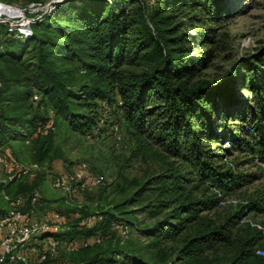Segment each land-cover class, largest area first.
<instances>
[{
    "label": "trees",
    "instance_id": "obj_1",
    "mask_svg": "<svg viewBox=\"0 0 264 264\" xmlns=\"http://www.w3.org/2000/svg\"><path fill=\"white\" fill-rule=\"evenodd\" d=\"M181 1L164 0L148 16L143 0H63L51 14L31 24L32 33L25 40L0 24V61L6 58L9 67H18L15 73L9 71L5 75L0 71V147H9L20 159L11 147L17 142L18 150L27 149L36 156L30 162L42 166L41 161L54 147L51 134L58 121L83 136L100 131L106 121L98 113V101L111 93L119 98L111 125L122 127V119L131 137L141 145L140 136L151 131L169 158L187 166L182 172L167 161L165 171L152 178L161 185L154 210L148 211V219L153 221L143 227L139 221L122 217L113 207L107 209L101 204L97 209L103 213L105 223L81 226L79 222L93 209L88 210L86 205L80 208V216L66 221V228L57 236L70 240L99 233L103 240L66 253L72 262L212 264L209 256L225 249L228 255L223 264H264V258L254 252L262 232L243 222L259 205L257 201L246 199L245 203L234 205L236 209L222 223L215 224L202 215L223 206L220 202L227 197L226 192L238 182L237 172L223 163L227 147L218 154L216 151L222 147L214 151L207 142L222 141L230 149H243L244 142L253 140L260 146L253 152L264 164V125L260 122L264 120V96L257 99V126L255 121L245 122L235 136L228 137L216 136L212 130L216 100H238V72L249 65L253 69L258 64L264 66V46L233 63L219 81L191 83L190 78L202 62L184 54L187 38L170 23L168 13ZM217 6L220 7L218 1ZM140 53L148 59L147 71L125 72L123 67ZM25 55L28 56L23 59ZM27 85L31 88L27 92L29 110L47 112L36 122L22 113V105L19 109L10 107L12 96L8 92ZM34 93L39 95L36 102L32 99ZM50 116L53 127L39 131ZM45 173L42 169L30 182L2 183L0 190L10 195L29 193L39 188ZM189 182L192 184L187 187ZM200 186L209 195L195 197ZM3 205L0 199V210ZM70 210L73 215L77 209ZM113 221L128 222L133 228L132 236L122 243L113 236L108 239L111 236L105 234L111 233L108 226ZM242 222L246 231L239 235L236 228ZM191 224L196 227L195 233L184 238L178 248L161 246L179 239Z\"/></svg>",
    "mask_w": 264,
    "mask_h": 264
},
{
    "label": "rangeland",
    "instance_id": "obj_2",
    "mask_svg": "<svg viewBox=\"0 0 264 264\" xmlns=\"http://www.w3.org/2000/svg\"><path fill=\"white\" fill-rule=\"evenodd\" d=\"M8 1L25 5L34 0ZM143 1L146 14L149 16L154 8L161 5L164 0ZM217 1L219 8H217ZM168 13L171 16L170 23L175 24L179 33L187 38L184 54L202 62L198 64L197 70L190 78L191 83L200 80L219 81L227 74L233 63L244 55L256 53L264 46V0H182ZM27 56L25 55L23 59ZM137 57L123 67L125 72L142 74L147 71L149 62L144 53H140ZM5 60L6 58L0 61V71L5 75L9 71L15 73L18 69L17 65L12 64L9 67ZM253 75H255V80L252 79ZM30 90L31 88L27 85L22 86L20 90L16 88L8 92V95L12 96L10 107L15 109L22 105V113H25V116L28 114L27 118H33L36 122L47 112L34 108L29 110L27 92L29 93ZM20 92L23 94L19 95ZM235 96L238 99L236 102H232V99L228 97L216 100L212 128L216 136L220 134L225 137L235 136L245 122L255 121L258 115L256 112L257 99L260 98L259 96H264V66L258 64L255 69L252 65L241 68L238 72ZM118 101V96L111 93L98 101V113L106 124H101L100 131L94 130L92 134L86 136L76 134L70 131L62 121H58L51 134L54 147L41 161V164L43 169L51 174L71 169L79 163H86L91 170L106 177V183L102 187L84 194V204L87 209L94 210L95 203L107 209L113 207L119 215L137 220L143 227L153 221L148 219V211L154 210L153 206L158 200L157 188L161 185L152 178L165 171L167 161H172L173 166L181 169L182 172L186 171L187 166L175 158H169L151 131L140 136L142 145L138 143L131 137L122 119H120L123 123L122 125L120 122L122 127L118 126L120 135V140H118L113 134L114 125L110 124L116 118L114 110L116 111ZM33 105L36 106V103L34 102ZM260 122L264 125V120ZM257 123L255 121L256 126ZM207 143V147L214 151L218 149L217 147H222L216 151L218 154L224 153L222 149L227 147L228 152L225 156L234 165V170L238 174V182L226 192V196L242 201L246 199L252 202L257 201L259 205L246 218L260 223L264 228V164L253 152L260 148L259 144L248 140L244 142L243 149H230L227 142L225 144L222 141ZM17 144V142L12 143L11 147L15 149L16 155L22 161L30 162L36 158L27 149L18 150ZM250 145L255 149L251 150ZM160 155L162 158H159ZM2 177L3 173L0 169V179ZM190 184L192 183L189 182L186 186L190 187ZM39 188L48 210H60L66 221L74 218L70 210L73 206L62 202L64 201L62 196L52 190L45 179L41 181ZM204 195L209 194L200 186L195 197L202 198ZM122 203L125 205L122 206ZM235 209L234 205H223L203 212L202 215L215 224L222 223ZM82 223L80 221L79 225L85 226ZM245 228L246 224L242 222L236 228L237 234H244ZM195 229L194 224L188 225L179 239L167 242L164 244L165 247L175 250L184 238L195 233ZM105 235L111 236L108 239L113 236L111 233ZM144 243L142 242L143 245ZM227 255L228 252L225 249H219L214 256L210 255L208 259L212 264H223V259ZM144 257L147 256L144 255ZM215 258H218V262ZM69 262H72L71 259L61 250L55 260L43 264Z\"/></svg>",
    "mask_w": 264,
    "mask_h": 264
},
{
    "label": "built area",
    "instance_id": "obj_3",
    "mask_svg": "<svg viewBox=\"0 0 264 264\" xmlns=\"http://www.w3.org/2000/svg\"><path fill=\"white\" fill-rule=\"evenodd\" d=\"M61 1L63 0L31 1L19 5L0 0V24L6 26L7 30L17 38L25 40L32 33L31 24L51 14L56 9V4ZM32 99L38 101L39 95L34 93ZM53 123L50 116L39 131L52 128ZM118 131V126L114 125L113 134L120 140ZM223 163L234 170V165L228 157L223 158ZM0 169L3 173L0 179L2 184L11 180L30 182L43 167L37 163L18 159L9 147H0ZM44 179L52 190L62 196L67 205L76 207L73 217H79L81 214L79 209L85 205L84 194L106 183V177L91 170L86 163H79L71 169L51 174L46 172ZM215 192L220 195L218 190ZM0 199L4 203L0 210V264H43L55 260L61 250L70 253L93 243H101L103 240L99 233L70 240L58 237L57 234L66 228V220L60 212L45 207L40 188L15 195H10L1 189ZM245 202L234 197H225L220 205H238ZM94 206L96 208L93 212L88 213L81 220L85 226L105 223L103 213L97 209L98 203ZM243 222L259 229L262 232L261 240L264 241V228L260 223L246 217ZM108 227L113 237L121 243L133 234L132 226L126 221H113ZM254 252L264 258V246L255 247ZM66 264L88 263L80 261Z\"/></svg>",
    "mask_w": 264,
    "mask_h": 264
},
{
    "label": "crops",
    "instance_id": "obj_4",
    "mask_svg": "<svg viewBox=\"0 0 264 264\" xmlns=\"http://www.w3.org/2000/svg\"><path fill=\"white\" fill-rule=\"evenodd\" d=\"M167 242L163 243L161 246H165L164 244H166ZM257 246H264V241H262L261 239L259 240V242L257 243Z\"/></svg>",
    "mask_w": 264,
    "mask_h": 264
}]
</instances>
